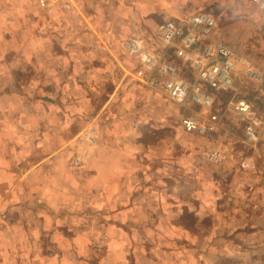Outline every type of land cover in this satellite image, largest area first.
<instances>
[{
	"label": "rangeland",
	"instance_id": "rangeland-1",
	"mask_svg": "<svg viewBox=\"0 0 264 264\" xmlns=\"http://www.w3.org/2000/svg\"><path fill=\"white\" fill-rule=\"evenodd\" d=\"M116 2L120 9H125V2ZM143 6L146 10L142 9ZM63 7L69 9L61 0H48L46 5H41L39 0H0V27L4 25L0 35L6 36L5 44L0 45V55L5 56L7 63L5 80H0V89L6 85V91L14 93L16 99L21 97L24 109L29 111L35 97H38L37 101L45 102L46 85L54 86L46 82L48 71H52L53 81H58L55 86L61 82V78L67 81L70 72L83 73L85 64L79 66L74 61L61 62L62 46H66L64 39L76 41L79 37L82 42L88 43L90 49H80L79 52L83 50L86 53V71L96 69L93 79L87 77L85 81L90 86H86L85 94L80 92L78 98L85 100L86 110L75 113V120L68 130L62 129L60 121L54 127L33 130L38 139L48 130L52 138L39 148L54 151L53 162L44 164L46 169L42 170L38 179L43 180L46 173L51 175L54 171L57 183L60 171H68L73 187L68 208H59V212L54 214L55 217L66 216L69 224H63V227L70 230L58 224L47 237L39 239V244L44 243L48 247L52 243L55 247L51 246L52 250L61 248V235L64 232L69 236H64L63 240L70 247L67 252L69 259L62 261L55 254L29 256L26 249L31 244L25 238L30 239L28 232L32 237L39 233L37 229L33 233L34 230L21 228L23 254L17 257L18 262L115 264L122 260H116L119 255L112 250L125 246L124 249L129 248V264H264V139L257 145L246 142L243 126L229 106L231 95L215 96V108L220 115L215 133L206 136L187 133L180 119L185 115L200 114L202 110L190 105L179 106L164 95L138 84L132 75L136 63L120 47L117 50L107 41L108 48H97V43L94 45L93 38L85 31L80 34L77 30L67 33L60 26ZM197 12L214 15L222 39L264 70V8H260L255 0H129V35L135 32L148 39L155 38L164 21ZM147 18L150 23H146ZM70 21L75 28L79 25L83 27L85 22L81 13L80 17L71 18ZM69 51H72L71 55L77 54L76 47L64 51V54H69ZM90 55L98 65L93 60L90 62ZM108 57H118L123 63L113 73L108 69L109 64L100 65ZM35 60L37 62L32 64L31 61ZM31 83L34 87L41 84V89L31 91ZM117 84L118 92L123 96L119 95L117 105L113 106L118 112L116 114H119L118 107L121 108V115L115 116L110 110L106 112L105 104ZM94 86L98 87L95 94ZM69 92L77 99L76 91L74 94L73 91ZM239 94L251 100L264 119V98L257 86L245 80ZM76 102L79 103L78 100ZM114 120L124 122L119 129L129 136L117 138L124 142V146H129L132 153L129 157V176L121 182V190L113 195L116 198L105 195L96 199L101 198L100 203H107L108 208L95 203L92 206L90 202L95 195L89 187L95 185L91 175L96 172L92 164L99 133L102 130L107 138L112 133ZM91 126L96 128L92 131L94 141H79L78 132L84 128L88 132ZM215 144L227 154V159L221 163L209 161L204 154ZM102 153L107 156L114 151ZM82 154L85 155L83 164L75 167L72 164L74 157ZM242 159L250 160L254 168H242ZM26 188L28 192H22L28 198L44 197L40 187L38 194L32 190L35 187L30 183ZM53 194L54 201L58 202L61 195ZM28 198L22 201H30ZM133 201L142 204L135 212L127 208ZM117 202L123 205L116 213L117 223L105 225L103 219L109 215L111 203L116 206ZM78 203L85 208L78 209ZM89 203L90 206H87ZM21 212L27 219L32 215L24 209ZM117 231L123 235L115 238L113 233ZM39 244L34 246L37 248ZM82 251L86 254L79 255ZM122 255H125V251Z\"/></svg>",
	"mask_w": 264,
	"mask_h": 264
},
{
	"label": "crops",
	"instance_id": "crops-1",
	"mask_svg": "<svg viewBox=\"0 0 264 264\" xmlns=\"http://www.w3.org/2000/svg\"><path fill=\"white\" fill-rule=\"evenodd\" d=\"M61 1H63V5L67 4L69 9L64 7L61 8L62 18L60 20V26L65 29L67 33L77 30V33L80 34V32L84 33L85 31L86 35L93 38L95 42L94 45L97 43L95 45L97 48L109 46V44L106 43L109 41L110 44L117 47V50H119V47L122 49V39L126 40L130 35H132V33H135L131 32L129 35V0H121L125 2V9H120L118 7L116 2L118 0ZM64 1L67 2L64 3ZM142 9L146 10L144 6ZM80 13L83 15L85 22H83V27L79 25L75 28V25H71L69 22H72L70 21L71 18L80 17ZM146 23H150L149 18L146 19ZM71 27L72 29L70 30ZM3 29L4 25H1L0 31ZM114 36L116 40H114ZM5 37L6 36L4 34L0 35V45L5 44ZM49 39H51V37ZM63 41L66 46H62L63 52H61L60 55L61 62L63 61V64H65L74 61L76 64L78 63L79 66L85 64L84 71L83 73L77 72L75 74L70 72V76H68L67 81H64L65 79L61 78V82L58 83L57 86H55V83L58 81L56 80L54 82V77H51L53 76L52 71H48V78L46 82L53 83L54 86L49 87L46 85L47 92L43 96L45 102L37 101L38 97H35V102H33V104L29 103L30 109L28 111L24 109L21 97L16 99V97H14V93L6 91V85H3L2 89H0V264H21L17 259V257L23 254V249L21 248L20 243L21 239H23L21 228L28 231L34 230L33 233H35V229H37L39 233V235L34 234V237H32V234L28 232L30 239H28V237L25 238L31 244L29 249H26L30 254L29 256L34 258L45 255V257H47L55 254L57 257H61L62 261L69 259L67 252L70 251V247L69 245H65L63 243L64 236L69 238L66 233L64 234V232H62L61 248L56 247V250H52V247L55 248L52 246V243L49 246L47 245L48 247H46L44 243L39 244V239L42 237L45 238V236L47 237L50 234V230L57 227L58 224H60L63 229H66L67 231L70 230L69 227H63V224H67V226L69 224L67 217L63 216V214L59 216L56 215L57 217H55L54 214L59 212L57 211L60 210L59 208H68L70 205L68 203V201L70 202L69 195L71 190H73V187L70 182L68 171H60L61 175L59 176L57 183H55V176H57V174H54V171L51 175L46 173V178L43 180L38 179L42 170L46 169L44 167H46L45 165H47V162H53L51 158L53 157L54 151L53 149H50L47 152L39 148V146L45 144L48 140H50V138H52V135L48 130L45 132L44 136H41L39 139L35 138L33 134L34 129H46L49 126L54 127L59 121L62 124V129L65 128L68 130L71 123L75 120V113H83L86 110L85 100H79L78 98L81 93L83 95L85 94L86 86H90L89 84L86 85L85 81L87 80V77L93 79V76L96 75V69H90L88 72L86 71V53H84L83 50L79 52V50L85 49L86 51V49H90V47L87 46L88 43L82 42L79 37L76 41H70L69 38H66V40L64 39ZM53 47H55V45H53ZM71 47H76L77 54L71 55L72 51H69V54H64V51L71 49ZM68 56H70V58H68ZM92 60L95 61L93 56L90 55V62ZM35 62H37V60L31 61L32 64ZM95 62V65H98V62ZM103 64H109L108 69L113 73L114 69L119 68V65L123 63L120 58L118 59V57H108L106 62L100 63V65ZM6 65L5 56L0 55V80H5ZM101 67L102 66L99 68ZM63 69L64 68L61 70ZM72 80L75 82H72ZM38 82L41 81L38 80ZM75 83L77 85H74ZM31 85V91L41 89V84H37L36 87L33 86V83H31ZM93 88L95 90L93 93L95 94L98 87L94 86ZM117 88L118 84L116 89L111 92L110 99L105 104V108L107 107L106 112L109 113L110 110L111 113H115V116L121 115V108L120 106L118 107L119 114H116L118 112L113 106H115V104L117 105L116 100L118 96H123L121 92H118ZM122 89H124V86ZM69 90L73 91V94L74 91H76L77 99L73 97L75 95H71ZM43 92L45 91H41V93ZM154 97L156 98L157 96L154 95ZM76 100H78L79 103H77ZM190 106L195 107L194 105ZM75 107L77 109H75ZM121 112L123 113L124 109H122ZM128 124L129 122L125 125V127H127ZM110 125L112 124L110 123ZM121 125L124 126V122L122 120L120 122L116 120L112 126V133H110L107 138L106 135L102 134V130L99 133L98 147L93 157L94 163L92 164L93 170H96V172L91 175V179L94 180L95 185L91 184L89 187L95 195V199L90 202L92 206H94L93 203H95V205H103L108 208L107 206L109 205L107 203H100L101 198H99V200L96 199L105 195L111 199L116 198L115 196L113 197V195H115L117 191L121 190V182L125 181V177L129 176V157L132 153L129 151V146H124V142H122V140H117V138L121 139L128 136H125L124 134L126 133L123 132V134L121 132L122 130L119 129ZM93 128L96 130L94 126ZM85 133V128L78 132V138H80L79 141L82 137H84L83 135ZM213 147H216V144L211 148ZM102 149L107 150L102 151ZM111 150H113L114 153H109L107 156L102 153L104 152L105 154ZM37 155L38 157H33ZM106 160L109 161L106 163ZM29 183L35 187L32 188V190L36 191L37 194L38 188L40 187L43 191L41 192V195L44 197H41L40 199L38 196H35L33 199H30L27 195H24L23 192H28L26 187ZM54 192L61 195V199L58 202L54 201ZM27 198L30 199V201H27L28 204L27 202L22 201ZM65 201L67 203H65ZM22 202L25 203L22 204ZM90 203L87 206H90ZM139 204L141 203L133 201L132 203H129L127 208H129L130 211L135 212L136 208L142 205ZM122 206L123 205H119V202H117L116 206L111 203L112 209L110 210L109 215L105 216L103 219L105 225L106 223L112 225L111 222L113 224L117 223L116 220H118V218L116 217V213L120 210L119 207ZM77 208L82 209L85 207L83 205L80 206L78 203ZM21 209H24L25 211H28L29 214H32L31 217L28 218L29 220L22 214L23 211L21 212ZM47 212L52 213L48 214ZM99 233L102 235V232ZM113 234H115V238H118V235H121L122 232L119 233L117 231ZM121 241L123 240L121 239ZM37 243L39 245L36 248L34 245ZM122 244L124 245V242ZM124 248L125 246L117 250H112L119 255V258L116 260H122L120 263L117 261L115 264H129V248ZM26 250L25 252H27ZM124 251L125 255H122V252ZM82 254H86V252L82 251V253H79V255Z\"/></svg>",
	"mask_w": 264,
	"mask_h": 264
},
{
	"label": "built area",
	"instance_id": "built-area-1",
	"mask_svg": "<svg viewBox=\"0 0 264 264\" xmlns=\"http://www.w3.org/2000/svg\"><path fill=\"white\" fill-rule=\"evenodd\" d=\"M255 1L264 8V0ZM39 2L46 5L48 0ZM121 47L136 63L132 75L138 84L179 106L192 104L202 110L180 119L187 133L198 136L215 133L220 123L215 96L229 94V106L243 126L246 142L257 145L264 139L263 117L251 100L239 94L242 82L249 80L264 98V70L222 39L218 21L211 13L168 19L159 26L155 38L134 33L122 41ZM93 130L91 127L81 141H94ZM204 154L213 163L227 159V154L218 147ZM83 155L74 157L75 167L83 164ZM240 165L249 170L255 166L248 159H242Z\"/></svg>",
	"mask_w": 264,
	"mask_h": 264
}]
</instances>
